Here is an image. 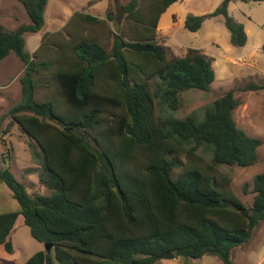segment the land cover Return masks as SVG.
I'll list each match as a JSON object with an SVG mask.
<instances>
[{
    "label": "trees",
    "instance_id": "trees-1",
    "mask_svg": "<svg viewBox=\"0 0 264 264\" xmlns=\"http://www.w3.org/2000/svg\"><path fill=\"white\" fill-rule=\"evenodd\" d=\"M18 1L31 22L14 30L0 26V61L15 53L25 63L22 99L9 115L39 149V182L49 193L30 192L8 168L0 169L21 205L0 212V245L13 251L10 235L22 215L32 236L53 250L37 251L26 264H156L168 251L175 258L215 255L236 264L232 248L264 220V172L255 176L247 206L219 167L254 165L262 140L234 118L241 104L235 89L216 99L202 120L157 114L153 80H161L162 100L177 110L181 92L207 91L216 77L201 49L169 56L157 40L160 16L178 0H130L111 48L80 34L101 20L77 11L63 29L44 35L32 55L25 34L42 30L48 0ZM231 1L188 14L185 28L197 31L206 18L222 15L232 44L244 46L248 35L229 14ZM51 87L48 98H38ZM260 89L264 83L243 87ZM200 147L212 150L210 162L203 164Z\"/></svg>",
    "mask_w": 264,
    "mask_h": 264
},
{
    "label": "rangeland",
    "instance_id": "rangeland-1",
    "mask_svg": "<svg viewBox=\"0 0 264 264\" xmlns=\"http://www.w3.org/2000/svg\"><path fill=\"white\" fill-rule=\"evenodd\" d=\"M130 0H48L45 12V25L39 32L26 33L25 50L31 55L39 47L44 35H51L63 29L75 12L90 13L101 22L87 23L81 27L80 34L94 36L111 48L115 33L126 23L123 6ZM223 0H185L181 4L189 14L201 15L212 12ZM229 14L245 26L248 35L244 46L233 45L231 33L224 17H208L197 31H190L178 19L173 26L171 15L166 12L161 26L156 30L157 40L168 47V55H184L188 48H199L213 60L216 77L209 90L189 89L180 93V107L170 109L162 100L164 84L159 78L152 81L156 97L157 114L161 117L185 118L194 114L198 120L204 118L206 109L216 99L230 89L241 104L233 115L238 125L249 135L261 138L258 148V161L249 167L221 165L219 171L231 177L230 188L247 206L253 204V181L256 175L264 172V89L243 90L248 83H264V0H234L228 7ZM112 16L108 17V14ZM187 17V15H186ZM182 20V15H181ZM180 20V21H181ZM31 19L18 0H0V26L5 30H14ZM68 30L72 31V27ZM54 40L57 37L52 36ZM25 63L11 53L0 61V169L8 168L12 174L24 183L30 192L49 193L39 182L42 172L39 149L28 144L17 124L12 122L9 111L22 99L21 76ZM49 77V75H48ZM51 88H42L38 98H48ZM196 153L206 164L212 159V150L200 147ZM187 162V156L183 155ZM247 189V190H246ZM21 205L14 198L9 185L0 180V212L19 211ZM13 251L9 252L0 245V264H26L37 251L45 249V243L35 239L30 227L20 215L10 235ZM53 253V250L51 251ZM232 260L236 264H264V220L254 229L247 242L232 248ZM58 264V263H56ZM156 264H225L215 255L202 258L161 259Z\"/></svg>",
    "mask_w": 264,
    "mask_h": 264
},
{
    "label": "crops",
    "instance_id": "crops-1",
    "mask_svg": "<svg viewBox=\"0 0 264 264\" xmlns=\"http://www.w3.org/2000/svg\"><path fill=\"white\" fill-rule=\"evenodd\" d=\"M183 1L185 0H178L176 2H174L173 4H171L167 10L165 12L162 13V15L160 16L159 19V25L161 26L162 23V17L164 16V14L166 12H168L171 15V20L172 23H170V26H173V23L175 22L176 19H178V22H181L183 25L185 23V19H186V15L189 14V10H187L183 4H181ZM181 15H182V20H181ZM181 20V21H180Z\"/></svg>",
    "mask_w": 264,
    "mask_h": 264
},
{
    "label": "water",
    "instance_id": "water-1",
    "mask_svg": "<svg viewBox=\"0 0 264 264\" xmlns=\"http://www.w3.org/2000/svg\"><path fill=\"white\" fill-rule=\"evenodd\" d=\"M52 245L50 243H45V249L47 252H50ZM161 259H174L175 253L172 251L165 252L159 256Z\"/></svg>",
    "mask_w": 264,
    "mask_h": 264
}]
</instances>
